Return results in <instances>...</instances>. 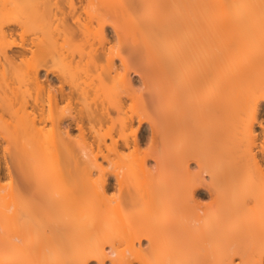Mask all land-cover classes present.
Listing matches in <instances>:
<instances>
[{
    "label": "bare ground",
    "instance_id": "6f19581e",
    "mask_svg": "<svg viewBox=\"0 0 264 264\" xmlns=\"http://www.w3.org/2000/svg\"><path fill=\"white\" fill-rule=\"evenodd\" d=\"M123 1L0 0V264H264V0Z\"/></svg>",
    "mask_w": 264,
    "mask_h": 264
},
{
    "label": "rangeland",
    "instance_id": "374dc122",
    "mask_svg": "<svg viewBox=\"0 0 264 264\" xmlns=\"http://www.w3.org/2000/svg\"><path fill=\"white\" fill-rule=\"evenodd\" d=\"M124 1H125V2H124ZM124 1H123L124 4H127V3H129L131 0H124ZM132 2H133V0L131 1V3H132ZM134 2H137V1L134 0ZM129 5H130V4H129ZM125 6H128V4L125 5ZM125 13H126L127 15H126ZM122 15H126V16H123V17H122L123 20L128 19L129 16H130V17L132 18V20H133V17L137 19V18L139 17V15H141V14H139V12H138V13H137V12H131V11H128V10L126 9L125 12H124ZM127 16H128V17H127ZM124 17H125V19H124ZM126 17H127V18H126ZM131 18H129V19L131 20ZM165 18H167V16H166ZM136 19H135V20H136ZM119 20H121V18H120ZM138 20H139V19H138ZM125 21H126V20H125ZM125 21H124V22H125ZM133 31H135V30H133ZM136 31H137V30H136ZM138 32H139V31H138ZM134 34H135V32H133L132 35L134 36ZM132 35H130L131 38L127 37L128 39H126V45H125V47H124V48L126 49V52H128L129 49L135 48L136 45L138 46V45L141 44V43H140V38H141V37L139 36L140 38H136V37H138V36H134V37L137 39V40H135L134 37H133ZM136 35H137V34H136ZM138 35H139V34H138ZM132 38H133L134 40H133ZM130 39H132L133 41H131ZM128 41H129V42L131 41V42L129 43ZM136 43H137V44H136ZM125 49H124V50H125ZM44 74H45V73L43 72V73H42V75H43V76H42V77H43V80H47V78H46V76H45ZM49 79H51V81H53L54 83H57V84H58V81H57L56 78L53 77L52 75L50 76ZM143 133H144V132L140 131V132H139V135L142 136V135H144ZM5 180L8 181V177H7ZM201 196H203L204 198H206V196H205L204 193H201Z\"/></svg>",
    "mask_w": 264,
    "mask_h": 264
}]
</instances>
